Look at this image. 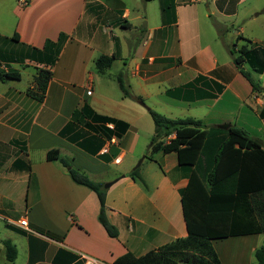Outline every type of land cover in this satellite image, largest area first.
Wrapping results in <instances>:
<instances>
[{
    "label": "crops",
    "instance_id": "crops-1",
    "mask_svg": "<svg viewBox=\"0 0 264 264\" xmlns=\"http://www.w3.org/2000/svg\"><path fill=\"white\" fill-rule=\"evenodd\" d=\"M216 25L227 30L218 34ZM60 34L67 40L53 66L23 61L29 48L41 50ZM238 37L264 47V0H0V72L19 75L0 80V264H83L81 255L112 264L185 237L179 191L187 178L174 153L145 158L154 130L149 110L236 126L264 144V91L252 90L228 51L242 46ZM112 55L98 73L95 61ZM241 68L264 89V71ZM41 69L51 77L39 100L32 93ZM120 73L129 97L118 87ZM197 77L210 86L195 84ZM189 84L185 93L196 99L165 94ZM84 106L127 129L110 136L81 115ZM53 150L90 181L113 182L105 216L116 238L98 222L96 194L47 161ZM138 158L145 188L127 177ZM3 241L16 249L12 262ZM263 242L257 234L211 245L220 264H258Z\"/></svg>",
    "mask_w": 264,
    "mask_h": 264
},
{
    "label": "trees",
    "instance_id": "trees-1",
    "mask_svg": "<svg viewBox=\"0 0 264 264\" xmlns=\"http://www.w3.org/2000/svg\"><path fill=\"white\" fill-rule=\"evenodd\" d=\"M218 34L227 29L216 25ZM241 47L235 44L228 47L233 63L241 75L250 83L254 92L264 91L245 72L241 65L246 62L258 74L264 71V47L251 44L248 40L238 37ZM67 40L60 34L56 42L45 41L41 50L29 48L23 56L37 64L53 66L58 52ZM115 56H101L95 61L98 73L110 68ZM49 70L41 69L34 78V94L41 100L48 81ZM13 72H0V80L18 79ZM117 84L124 97L130 94L123 81L122 74L116 76ZM202 82V87L210 86L205 78L197 77L194 83ZM215 84V83H214ZM168 90L166 95L183 100L196 99L186 94V88ZM218 93L221 86L215 84ZM31 94V95H32ZM200 98L208 97L200 94ZM212 97V95H211ZM81 115L98 125H102L110 136L114 129H127V125L112 118L95 114L88 106L81 109ZM154 130L147 148L145 158L151 159L156 152L174 153L180 170L187 178L186 186L179 191L182 217L186 236L177 238L157 249L135 257L127 253L112 264H220L211 242L228 237L264 234V144L253 138L248 132L236 126L226 130L216 126H205L193 118H167L153 110H149ZM112 123L113 129L105 127ZM89 128V123L86 124ZM47 161H58L77 185L84 186L94 192L99 202L98 222L110 238H116L118 231L106 219L105 193L103 185L94 183L83 173L73 169L71 165L58 156L56 150L46 154ZM131 180L146 184L140 175V167L127 174ZM47 236L51 234L47 232ZM5 257L12 262L16 257L15 247L8 241L2 242ZM254 257L258 264H264V242Z\"/></svg>",
    "mask_w": 264,
    "mask_h": 264
},
{
    "label": "built area",
    "instance_id": "built-area-1",
    "mask_svg": "<svg viewBox=\"0 0 264 264\" xmlns=\"http://www.w3.org/2000/svg\"><path fill=\"white\" fill-rule=\"evenodd\" d=\"M21 3L23 5L26 4L25 1H21ZM109 128H112V127L109 125ZM19 225H20V227L25 228L27 226V223L25 220H22L19 222ZM80 258L83 260V264H105V263L98 262L96 260H93V259L86 257V256H83V255H81Z\"/></svg>",
    "mask_w": 264,
    "mask_h": 264
},
{
    "label": "water",
    "instance_id": "water-1",
    "mask_svg": "<svg viewBox=\"0 0 264 264\" xmlns=\"http://www.w3.org/2000/svg\"><path fill=\"white\" fill-rule=\"evenodd\" d=\"M216 127H217L218 129H221V130H226V129L229 128V125H228V124H220V125H217ZM142 160H143V158H141V159L139 160L138 164L136 165V167H135L134 169L140 167V165H141V163H142ZM112 184H113V182H109V183L104 184L103 187H104V189H107V188H109Z\"/></svg>",
    "mask_w": 264,
    "mask_h": 264
},
{
    "label": "rangeland",
    "instance_id": "rangeland-1",
    "mask_svg": "<svg viewBox=\"0 0 264 264\" xmlns=\"http://www.w3.org/2000/svg\"><path fill=\"white\" fill-rule=\"evenodd\" d=\"M203 1H204V0H203ZM202 3H203V2H202ZM205 10H206V9H205ZM32 72H33L32 69H28L26 73L28 74V73H32ZM263 81H264V77H263ZM149 143H150V142H148V144H149ZM141 144H142V139L139 141L137 148H140V147L142 146ZM138 150H139V149H138ZM138 150H137V151H138ZM140 159H141V158H138V159L135 161V163H134L133 166H132L133 169L136 167V165L138 164V162H139ZM140 167H141V166H140Z\"/></svg>",
    "mask_w": 264,
    "mask_h": 264
}]
</instances>
